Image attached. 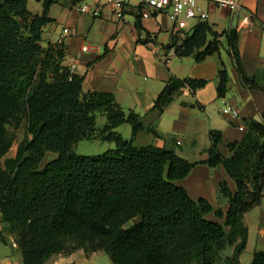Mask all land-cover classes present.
Wrapping results in <instances>:
<instances>
[{"label": "trees", "instance_id": "1", "mask_svg": "<svg viewBox=\"0 0 264 264\" xmlns=\"http://www.w3.org/2000/svg\"><path fill=\"white\" fill-rule=\"evenodd\" d=\"M28 2L0 0V223L6 233H16L23 263L45 264L55 254L82 249L105 251L113 264H241L249 239L245 215L264 197V123L245 120L243 139L226 144L229 156L220 149L221 131H210L209 156L199 162L223 165L235 180L236 192L226 180L219 183L227 213L204 197L192 198L176 182L199 162L166 147L137 146L143 116L124 109L111 92H86L85 75L64 64L65 44L42 45L54 0L45 1L42 13L29 10ZM136 26L144 30L139 16ZM223 35L242 84L261 88L241 66L235 30L219 33L200 21L180 45L175 34L167 47L201 61L219 51ZM228 83L223 66L219 97L228 92ZM206 84L172 75L153 109L161 113L184 88L195 94ZM193 106L202 108L198 102ZM98 113L107 119L101 128ZM23 118L30 137L14 157H6L14 144L7 125ZM126 123L132 127L130 139L116 131ZM93 139L115 147L99 155L75 152L78 142ZM49 152L56 157L43 165ZM213 211L224 223L207 218ZM229 246L233 252L224 256ZM250 264H264V250L255 251Z\"/></svg>", "mask_w": 264, "mask_h": 264}, {"label": "crops", "instance_id": "2", "mask_svg": "<svg viewBox=\"0 0 264 264\" xmlns=\"http://www.w3.org/2000/svg\"><path fill=\"white\" fill-rule=\"evenodd\" d=\"M55 2L58 0L53 3ZM81 2L85 0L78 3ZM78 3L65 0L63 5L70 7L69 26L62 30L56 29L49 42L59 43L63 30L68 28L70 34L63 41L66 52L64 64L74 66L73 71L85 75L84 90L111 92L124 109H133L143 116L144 128L135 141L137 146L153 144L166 147L191 162H199L209 156L207 150L212 144L211 130L221 131L223 142L220 149L224 155L229 156L231 152L226 144L240 141L246 134L247 130L240 127L241 123L247 119L264 123V0H241V9L236 12L212 3L200 2L208 11L207 21L214 30L219 33L229 30L237 32L241 66L248 76L254 77L261 88H249L242 84L225 35L220 38L218 52L198 61L194 55L177 56L174 50L167 47L175 31L173 22L166 13L152 10L144 12L141 7L131 6L125 11L123 18H117L112 6L105 4L100 15L94 16L91 12H82V6L77 7ZM95 3L96 0H93L91 5H87L94 7ZM138 16L144 27L142 32L136 26ZM52 18L53 21L47 26L57 21ZM110 18L115 22L114 27L108 23ZM92 33L100 36V39L90 41ZM166 33L169 39L167 45L159 41L161 35ZM85 45L90 49L83 50ZM223 66L228 72L229 90L225 96L219 97V71ZM172 75L181 79H205L207 84L197 89L195 94L189 88H184L160 113L153 106ZM197 102L202 108L193 106ZM224 102L231 103L239 111L238 119L223 114L221 104L223 107ZM151 129L164 138L154 135ZM223 180L227 181L232 192H236V182L223 165L211 167L199 162L187 177L176 183L186 188L192 198L204 197L216 210L222 209L226 214L229 202L219 193V183ZM257 207L261 209H258L255 216L257 218L253 219L254 236L247 218L256 209L245 215L249 239L241 255V264H244L243 261L250 264L254 252L264 250V205ZM207 218L224 223V218L217 217L215 211L207 214ZM4 227L5 224L0 223V264H24L22 252L18 246L13 245V235L6 233ZM102 252L106 253L96 251L87 254L82 249L70 254L58 253L45 264H97V258Z\"/></svg>", "mask_w": 264, "mask_h": 264}, {"label": "rangeland", "instance_id": "3", "mask_svg": "<svg viewBox=\"0 0 264 264\" xmlns=\"http://www.w3.org/2000/svg\"><path fill=\"white\" fill-rule=\"evenodd\" d=\"M45 1H47V0H29L28 8H29V10H31L34 13H42L44 10ZM64 3H65V0H58V2L53 3L51 6V11H50L51 13L50 14L52 17L56 18L57 21H54L51 25L47 26L44 30L42 44L45 46L48 45V42L50 39H53V36L55 35L56 29L62 30L65 26H67L69 24L68 12L70 11V7L67 5H63ZM92 3H93V0H85V2L78 3L77 7H81L85 4L91 5ZM103 3H105V0H103ZM75 10H76V6L74 7V11ZM108 23L110 24L111 27L115 26V22L113 21L112 18H110L108 20ZM194 24H196V21L191 20V21H189L188 27L183 29L187 35L191 34L193 32ZM179 38H180V36H179ZM99 39H100V36H96L93 33L89 37V40L92 42H96V40H99ZM159 41L165 42V44L167 45L169 43L168 34L166 33L164 35H161V37L159 38ZM221 108H223L222 104H221ZM106 122H107L106 117L104 115L98 113V115H97V126L101 128L106 124ZM26 125L27 124H26L25 118H23L19 124L7 125V129H8L9 134L11 136H13V138H14V144H13V147L11 148V150L6 155V157H14L16 155L17 148H18L19 144L22 141H24L26 138L30 137L27 133ZM117 130L122 134V136L125 139H130L132 137L131 126L128 123L121 125L120 127H118ZM114 147H115L114 142L102 140V139H93V140H82V141L78 142L74 146V150H75V152H77L78 154H81V155H99V154H102V153L106 152L107 150L114 148ZM176 149L180 150L179 147H176ZM55 157H56L55 153L49 152L47 154V156L45 157V159L43 160L42 164L45 165L47 162H49L50 160H52ZM263 194H264V190H263ZM261 205H264V197H263V201H262ZM253 209H256V210H252V212L249 214V216L247 218V221H249V224L253 229V236H254L255 228H254L253 219L257 218L255 216L259 212L258 209H261V207H255ZM133 222H134L133 220L130 221L129 225H132ZM12 235H13L14 239L16 240V233L13 232ZM18 248H19V246H18ZM232 252H233V246H229L227 248V250L224 252V256L230 255ZM97 260H98L97 264H112V262L110 260V256L104 252H102V254H100V256H98ZM243 263L245 264V261H243Z\"/></svg>", "mask_w": 264, "mask_h": 264}, {"label": "built area", "instance_id": "4", "mask_svg": "<svg viewBox=\"0 0 264 264\" xmlns=\"http://www.w3.org/2000/svg\"><path fill=\"white\" fill-rule=\"evenodd\" d=\"M200 2L212 3L218 7L228 8L231 12L241 9V0H105V3H103V0H96L94 7L85 4L80 10L82 12H91L94 16H99L103 6L110 4L117 18H123L125 11L131 6L141 7L144 12L152 10L166 13L173 22L175 34L180 36L176 43L180 45L182 40L187 36L183 29L188 27L189 21L195 20L198 23L200 21H207L209 18L208 11L201 6ZM69 34L70 30L65 28L60 42H63L64 38ZM89 49L88 45L83 46V50L87 51ZM171 49L175 51V46ZM70 68L73 71L74 66ZM222 112L225 115H230L232 119L240 117L239 111L228 102H224ZM240 127L245 129L244 123H241ZM13 245L18 246L15 241Z\"/></svg>", "mask_w": 264, "mask_h": 264}]
</instances>
